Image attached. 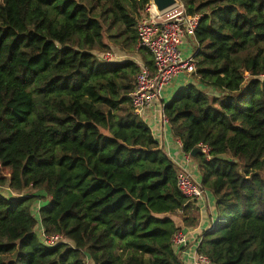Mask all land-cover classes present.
I'll use <instances>...</instances> for the list:
<instances>
[{
	"label": "trees",
	"instance_id": "obj_1",
	"mask_svg": "<svg viewBox=\"0 0 264 264\" xmlns=\"http://www.w3.org/2000/svg\"><path fill=\"white\" fill-rule=\"evenodd\" d=\"M200 15L194 78L164 106L168 128L215 199L199 252L264 264V0H181ZM151 0H0V264H185L172 216L192 213L180 168L131 107L139 68L97 53L137 52ZM99 9V12H95ZM107 23V30L104 28ZM112 49V48H111ZM250 79H245V74ZM63 235L50 248L37 233Z\"/></svg>",
	"mask_w": 264,
	"mask_h": 264
},
{
	"label": "built area",
	"instance_id": "obj_2",
	"mask_svg": "<svg viewBox=\"0 0 264 264\" xmlns=\"http://www.w3.org/2000/svg\"><path fill=\"white\" fill-rule=\"evenodd\" d=\"M201 16L188 15L182 4L165 15L156 12L152 0L145 8L141 19L138 21L137 30V49L147 51L152 57L155 72L145 65L139 57L131 59L129 54L122 53L117 55L113 52L100 53L98 59L105 64L134 62L139 73L136 76L135 89L131 95V107L141 112L150 108L153 104L161 102L162 92L166 86L172 83L179 76L194 75L197 71L196 57L198 53V43L196 41V31L199 27ZM184 44L190 47V55L184 56L181 49ZM245 79H250V74H245ZM264 80V75L260 76ZM161 122L164 127L169 126V119L164 113V105L161 106ZM180 147L182 143L179 141ZM202 153L208 159L211 149L208 146L200 147ZM185 161L189 165L192 161L191 154H185ZM179 193L186 200V203H196L207 200V191L201 183L189 173L186 168H180L177 179ZM10 195H20L8 188ZM214 228L210 229V231ZM37 233L42 243L47 247L53 248L62 244H69V241L59 234H48L41 224L37 226ZM202 237L197 241L196 253L193 257L194 264H212L205 254L199 252ZM189 238L187 234L179 231L172 240L174 249L178 252L187 248Z\"/></svg>",
	"mask_w": 264,
	"mask_h": 264
},
{
	"label": "crops",
	"instance_id": "obj_3",
	"mask_svg": "<svg viewBox=\"0 0 264 264\" xmlns=\"http://www.w3.org/2000/svg\"><path fill=\"white\" fill-rule=\"evenodd\" d=\"M188 47L189 53H190V47L187 44H184L182 47ZM184 56H186L184 54ZM144 62V61H143ZM175 83L174 88L172 89V98L175 96V94L184 89L189 87L190 85H198L208 94L210 97L214 96H221V91H219L217 88L207 85V84H200L198 80L194 78V75H181L176 80L172 81V83ZM171 83V84H172ZM169 84L166 86L162 92V97L165 101L167 99L164 98L163 94L167 87H170ZM166 93L169 92L166 90ZM166 95V94H165ZM167 96V95H166ZM164 103V102H163ZM157 104V103H156ZM157 109V107H154ZM145 121L148 123V125L153 128L154 136L156 140L161 143V145L164 147L165 152L167 155L172 159V161L179 167V168H186L189 173L194 177L193 172L197 171V175L201 179V174L199 172L198 164L193 159L191 163L188 165L185 161V154L182 151V147L179 145V141L176 140L173 135L171 134V131L168 127H164L161 119L155 114V113H147L145 115ZM195 178V177H194ZM201 183V182H199ZM191 204L192 213H189L185 218L189 220L188 224H184L183 220V214L182 212H178L175 216H172L171 219L174 220L177 227L180 228V231L187 234L189 238V244L187 248L180 251L181 259L185 264H194L193 263V257L196 253L197 249V241L202 237V235L209 231L212 226H215L217 223V216H216V204L214 197L207 191V200L196 202V203H189ZM210 205L212 206V209H210Z\"/></svg>",
	"mask_w": 264,
	"mask_h": 264
},
{
	"label": "rangeland",
	"instance_id": "obj_4",
	"mask_svg": "<svg viewBox=\"0 0 264 264\" xmlns=\"http://www.w3.org/2000/svg\"><path fill=\"white\" fill-rule=\"evenodd\" d=\"M179 1V3L180 4H182L183 6H184V8H185V4H183V2L181 1V0H178ZM95 12H99V9H96L95 10ZM107 27H108V25H107V23H105L104 22V28H105V30H107ZM105 37H106V42L111 46V48H110V50H106L105 52H102V53H107V52H113V53H115V54H117V55H121L122 53H127V54H129L128 56H130V58L131 59H134L135 60V58H139L140 57V55L137 53V52H129V51H123L122 52V50L120 51V49L119 48H116L115 47V45L111 42V41H109L108 40V35H105ZM182 50H183V52H184V54L186 55V56H189L190 55V53H189V49H188V47H186V46H184V47H182L181 48ZM97 54H100V52L99 53H97ZM141 58V57H140ZM142 60V59H141ZM143 61V60H142ZM176 80V79H175ZM174 80V81H175ZM174 85H175V83L173 82L171 85H170V87H167L166 89H165V91H164V94H163V96H164V98H166L167 97V99H166V101L163 99V98H161V102H158L157 104L155 103V104H153L150 108H148V109H146V110H143V111H141V112H139V114H140V116H141V118L145 121V115L147 114V113H155L160 119H161V106L162 105H167V104H169L171 101H172V89L174 88ZM166 90L169 92L168 94L166 93ZM167 96H166V95ZM174 97V96H173ZM164 102V103H163ZM154 107H157V109L156 108H154ZM146 122V121H145ZM149 123V122H148ZM152 130H153V128H152ZM192 173H193V175H194V177H195V179H196V181H198V182H201V179L199 178V176L197 175V171L196 172H193V170H192ZM264 175V174H263ZM0 192L1 193H3V194H5L6 196H11V198H13V199H20V198H22L20 195H14L13 193H12V195H10L9 194V192L6 190V189H0ZM14 192V191H13ZM34 194H36L35 193V191H32V190H27V192H25V193H23V195L26 197V196H33ZM210 209H212V206L210 205ZM87 264H89V262L87 261Z\"/></svg>",
	"mask_w": 264,
	"mask_h": 264
},
{
	"label": "water",
	"instance_id": "obj_5",
	"mask_svg": "<svg viewBox=\"0 0 264 264\" xmlns=\"http://www.w3.org/2000/svg\"><path fill=\"white\" fill-rule=\"evenodd\" d=\"M152 3L156 12L160 15H165L180 6L178 0H152ZM200 154H202V150L200 148H197L191 153V156L195 158Z\"/></svg>",
	"mask_w": 264,
	"mask_h": 264
}]
</instances>
